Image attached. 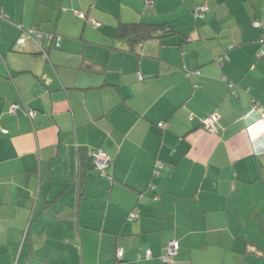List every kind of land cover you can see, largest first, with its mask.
<instances>
[{
	"label": "crops",
	"instance_id": "crops-1",
	"mask_svg": "<svg viewBox=\"0 0 264 264\" xmlns=\"http://www.w3.org/2000/svg\"><path fill=\"white\" fill-rule=\"evenodd\" d=\"M261 34L264 0H0V264H264Z\"/></svg>",
	"mask_w": 264,
	"mask_h": 264
},
{
	"label": "trees",
	"instance_id": "trees-1",
	"mask_svg": "<svg viewBox=\"0 0 264 264\" xmlns=\"http://www.w3.org/2000/svg\"><path fill=\"white\" fill-rule=\"evenodd\" d=\"M173 25L174 24L172 22L148 23V22H140V21H119L114 33V37L126 40L129 43L130 47L133 48L138 43L145 41L147 39L161 38L164 36H169L171 33L176 32L177 30L176 28L173 27ZM261 38L264 39L263 34H261L258 37V40L260 41L262 46L264 45V43H262V41L260 40ZM260 56L264 57V55H260ZM80 159H81L83 173H85L86 170L90 169L91 167H94V156L92 154V151L88 152L81 148ZM107 172L108 170L104 174H106ZM261 223L262 226L264 227V219L261 220Z\"/></svg>",
	"mask_w": 264,
	"mask_h": 264
},
{
	"label": "built area",
	"instance_id": "built-area-1",
	"mask_svg": "<svg viewBox=\"0 0 264 264\" xmlns=\"http://www.w3.org/2000/svg\"><path fill=\"white\" fill-rule=\"evenodd\" d=\"M208 8V6L206 4L198 7L196 10L198 12H203L204 10H206ZM96 25H100V21H95ZM255 26H260L261 23L260 21H255L254 22ZM26 34L29 36L31 35V33L36 32V28L35 27H28L24 29ZM42 33L39 32V36H41ZM262 41V43H264V39H260ZM22 38L18 39V42H21ZM259 53L260 55H264V45H262L259 49ZM142 75H140L141 77ZM13 108H15L14 104H13ZM215 120H216V115L214 113H211L209 115H207L204 120H203V124L204 127L209 130V131H213L215 129ZM159 125H163V122L160 121ZM92 154L94 156V167L97 168L98 170L102 171L103 173H105L108 168L110 167V159L109 157L102 151L100 150H93ZM161 162H157L156 163V167H155V171L158 172V169L161 167ZM130 218H133L135 216V211L130 213ZM177 246H178V242L175 238H171L168 241L167 247L165 252L162 255V259L165 261H169L172 260L174 255L177 253ZM145 257H150L151 256V251L149 249H146L145 251ZM138 257H142V254H139ZM116 262L115 264H122V258H123V252L121 248H117L116 250Z\"/></svg>",
	"mask_w": 264,
	"mask_h": 264
},
{
	"label": "rangeland",
	"instance_id": "rangeland-1",
	"mask_svg": "<svg viewBox=\"0 0 264 264\" xmlns=\"http://www.w3.org/2000/svg\"><path fill=\"white\" fill-rule=\"evenodd\" d=\"M97 170V169H96ZM97 172H98V170H97Z\"/></svg>",
	"mask_w": 264,
	"mask_h": 264
}]
</instances>
